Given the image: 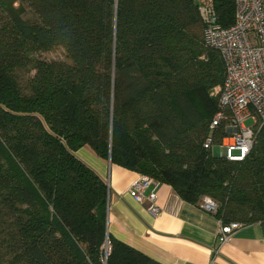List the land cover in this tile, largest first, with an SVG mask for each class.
<instances>
[{
  "label": "trees",
  "instance_id": "1",
  "mask_svg": "<svg viewBox=\"0 0 264 264\" xmlns=\"http://www.w3.org/2000/svg\"><path fill=\"white\" fill-rule=\"evenodd\" d=\"M206 1L0 0V264H160L108 235L85 147L264 233V129L242 163L205 148L226 73ZM211 2L231 27L235 0Z\"/></svg>",
  "mask_w": 264,
  "mask_h": 264
},
{
  "label": "crops",
  "instance_id": "2",
  "mask_svg": "<svg viewBox=\"0 0 264 264\" xmlns=\"http://www.w3.org/2000/svg\"><path fill=\"white\" fill-rule=\"evenodd\" d=\"M77 155L107 183V232L112 238L140 251L160 264H264V233L261 225L243 226L229 242L220 245V219L199 204L182 200L173 188L159 183L156 190L160 214L150 213L152 202L130 194L141 176L99 158L85 147Z\"/></svg>",
  "mask_w": 264,
  "mask_h": 264
},
{
  "label": "built area",
  "instance_id": "3",
  "mask_svg": "<svg viewBox=\"0 0 264 264\" xmlns=\"http://www.w3.org/2000/svg\"><path fill=\"white\" fill-rule=\"evenodd\" d=\"M235 23L225 28L219 23L211 0L201 3L199 9L204 20V44L220 53L225 66V79L216 88L219 109L213 116L210 129L213 133L223 129L225 135L216 142L212 137L205 148L214 152L221 148L220 156L227 161L242 163L257 145L259 133L264 129V0H235ZM246 122H252L246 126ZM159 182L141 175L131 186L129 194L143 202L145 192L152 202L150 213L160 214L157 204ZM202 208L217 214L219 204L211 197H204ZM242 225L220 221L218 242L222 246L230 241ZM108 250V243L106 251Z\"/></svg>",
  "mask_w": 264,
  "mask_h": 264
},
{
  "label": "rangeland",
  "instance_id": "4",
  "mask_svg": "<svg viewBox=\"0 0 264 264\" xmlns=\"http://www.w3.org/2000/svg\"><path fill=\"white\" fill-rule=\"evenodd\" d=\"M60 56H61V52L60 51H53V52H50V53L43 54L42 57L45 58V59H47V60H52L54 58H59ZM21 78H22V81L25 82L27 80L28 76L22 75ZM215 90H214V93H215ZM245 124H246V126H251L252 125V122H246ZM213 151L217 155H220L221 148L220 147H215Z\"/></svg>",
  "mask_w": 264,
  "mask_h": 264
},
{
  "label": "water",
  "instance_id": "5",
  "mask_svg": "<svg viewBox=\"0 0 264 264\" xmlns=\"http://www.w3.org/2000/svg\"><path fill=\"white\" fill-rule=\"evenodd\" d=\"M107 243H108V241H107ZM107 245V244H106Z\"/></svg>",
  "mask_w": 264,
  "mask_h": 264
}]
</instances>
